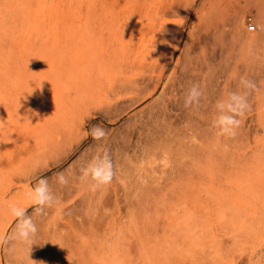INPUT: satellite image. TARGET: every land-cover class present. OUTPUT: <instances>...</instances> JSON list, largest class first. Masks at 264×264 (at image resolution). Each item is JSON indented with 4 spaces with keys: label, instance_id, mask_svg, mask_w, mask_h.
I'll return each instance as SVG.
<instances>
[{
    "label": "rangeland",
    "instance_id": "1",
    "mask_svg": "<svg viewBox=\"0 0 264 264\" xmlns=\"http://www.w3.org/2000/svg\"><path fill=\"white\" fill-rule=\"evenodd\" d=\"M0 24V264H264V0H0ZM231 92L248 107L218 135Z\"/></svg>",
    "mask_w": 264,
    "mask_h": 264
},
{
    "label": "clouds",
    "instance_id": "2",
    "mask_svg": "<svg viewBox=\"0 0 264 264\" xmlns=\"http://www.w3.org/2000/svg\"><path fill=\"white\" fill-rule=\"evenodd\" d=\"M241 83L247 89L255 87L253 82L243 78L241 79ZM201 95L202 93L198 85H193L188 90L185 97V107L198 104ZM247 107L246 94L240 95L235 92L229 93L226 100L218 102V115L212 122V126L219 130L218 135H235V129L240 124L237 117L242 116ZM90 135L93 140L99 141L107 135V132L102 126H93L90 130ZM81 172V180L90 179L93 182V189L102 185H108L114 176L113 164L107 153L94 157ZM57 181L61 185H66L68 183L63 173L58 174ZM27 198L34 206V211L37 214L42 213L46 207H50L55 201V197L46 178H40L36 184L30 188L27 193ZM9 209L11 214L17 217L18 220L14 238L21 242L30 243L38 229L31 216L28 215L27 209L17 204H10ZM69 264H71V262H69Z\"/></svg>",
    "mask_w": 264,
    "mask_h": 264
},
{
    "label": "built area",
    "instance_id": "3",
    "mask_svg": "<svg viewBox=\"0 0 264 264\" xmlns=\"http://www.w3.org/2000/svg\"><path fill=\"white\" fill-rule=\"evenodd\" d=\"M247 26L249 30H254L256 28V24L254 23V18L251 15L247 16Z\"/></svg>",
    "mask_w": 264,
    "mask_h": 264
},
{
    "label": "bare ground",
    "instance_id": "4",
    "mask_svg": "<svg viewBox=\"0 0 264 264\" xmlns=\"http://www.w3.org/2000/svg\"><path fill=\"white\" fill-rule=\"evenodd\" d=\"M53 21H55V24H56V18H53ZM2 24H0V26H1ZM0 52H5V48L4 47H2V46H0Z\"/></svg>",
    "mask_w": 264,
    "mask_h": 264
}]
</instances>
